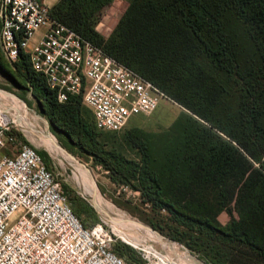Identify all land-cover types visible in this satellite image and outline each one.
Returning a JSON list of instances; mask_svg holds the SVG:
<instances>
[{
  "label": "trees",
  "instance_id": "1",
  "mask_svg": "<svg viewBox=\"0 0 264 264\" xmlns=\"http://www.w3.org/2000/svg\"><path fill=\"white\" fill-rule=\"evenodd\" d=\"M112 1L56 0L50 17L151 81L183 110L165 129L129 133L140 167L124 161L130 165L125 176L108 166L126 183L136 180L143 198L167 211L173 223L158 224L161 232L204 259H211L205 245L189 240L176 224L207 237L224 234L225 240L259 250L264 260V0H128L104 36L96 26ZM27 55L14 62L16 72L43 102L52 125L95 156L81 144L85 137L95 147L86 129L93 124L99 130L94 116L85 120L82 96L59 102ZM0 72L14 81L1 65ZM9 133L15 141L20 137ZM60 185L78 217L83 204ZM221 213L231 218L229 231L218 221ZM112 249L128 264H145L126 243L114 241Z\"/></svg>",
  "mask_w": 264,
  "mask_h": 264
},
{
  "label": "built area",
  "instance_id": "2",
  "mask_svg": "<svg viewBox=\"0 0 264 264\" xmlns=\"http://www.w3.org/2000/svg\"><path fill=\"white\" fill-rule=\"evenodd\" d=\"M51 5L49 0H0L5 59L15 62L27 53L59 102L82 96L99 130L120 131L131 117L149 114L168 99L151 81L51 18ZM4 115L0 110V148L15 143L9 133L15 124ZM112 234L104 221L81 223L31 143L0 157V264H127L114 253Z\"/></svg>",
  "mask_w": 264,
  "mask_h": 264
},
{
  "label": "rangeland",
  "instance_id": "3",
  "mask_svg": "<svg viewBox=\"0 0 264 264\" xmlns=\"http://www.w3.org/2000/svg\"><path fill=\"white\" fill-rule=\"evenodd\" d=\"M55 1L49 0L50 3ZM127 4L128 0H113L105 6L101 11L97 30L104 36L109 34ZM41 32L40 29L34 33V40L40 36ZM0 65L14 77L15 81L10 80L4 72H0V110L6 114L5 117L7 115L10 117L11 122L15 124L11 129L17 131V136L20 135L15 143L0 148V157L4 154L11 155L15 153L21 143L25 141L31 143L38 150H44L48 155V159L44 162L52 170L55 178L68 188L72 198L83 204L84 209L78 216L83 225L90 227L101 221L106 222L113 233L115 241L130 245L138 252L139 257L145 260L144 263L146 264H180L176 259L180 255L178 251L181 250L197 260L198 258L203 260L207 264H246L251 261L250 264H256L254 257L264 264L259 250L248 248V246L243 247V244H240L241 242L234 239L225 240L224 234H218V232H214L207 237L197 233L194 228L188 229L174 223L183 230L184 234L188 233L189 240L199 244L203 243L202 245H205L204 251H207L211 259H204L198 253L190 250L180 240L170 237L165 231L161 232L158 224L163 225L164 220H168L167 223H173L167 211L155 208L147 202L140 190L134 187L136 180L131 179L133 185H130L122 179L123 177L120 174L112 172L111 167L108 166L110 163L114 169L115 167L121 168L125 176L129 174V170L127 172L126 170L129 169L130 165L124 161H132L135 164L140 163V167V152L127 136H130V132L138 136L141 134L140 130L151 132L167 128L183 110L179 104L169 99H162L153 112L134 115L125 128L117 132L99 131L93 127V124H88L89 127L86 131L88 130V134L92 139L90 141L97 144L95 147L90 148L88 141L84 143L85 137L82 138L83 142L81 144L86 145L87 149H94V156L87 150L83 151L70 137H67L64 133L58 131L55 125H52L48 116L44 113L43 102L34 96L32 88L16 72L15 63L9 62L1 53ZM6 105L16 107L23 113L21 115L24 120L18 118L16 120L12 114L15 113L14 108L7 110L5 109ZM81 105L85 120H93L91 108L85 103ZM20 125L31 128L32 132L30 133L24 127L31 135ZM134 129L138 130L135 131ZM47 142L55 143L61 148L59 150L53 148ZM116 159L118 162H116ZM124 174L121 172V175ZM93 188L97 197L92 195L91 189ZM63 191L65 192V188H63ZM106 209L112 216L123 215L132 223L141 226V228L137 225H131L129 222H118L111 216L105 215ZM218 221L223 225L224 230H230L228 226H232L231 218L227 213L219 214ZM143 232L152 240L159 238L165 242L168 241L169 245L173 246V250H165L161 246L163 245L161 242H142L139 237ZM143 257L148 258L144 259ZM201 260L198 261L204 264Z\"/></svg>",
  "mask_w": 264,
  "mask_h": 264
},
{
  "label": "bare ground",
  "instance_id": "4",
  "mask_svg": "<svg viewBox=\"0 0 264 264\" xmlns=\"http://www.w3.org/2000/svg\"><path fill=\"white\" fill-rule=\"evenodd\" d=\"M14 108V110H15V113H12L13 114V116L16 118V120H17V118L18 119H21V120H24V118H23V116L21 115V114H23V113H21L16 107H12V106H8V105H6L5 106V109H7V110H10V109H13ZM11 113V112H10ZM5 116V115H4ZM29 125V124H28ZM20 126H22V125H20ZM23 127V126H22ZM24 127L26 128V129H28L29 131H30V133L32 132V129L30 130L29 129V127H30V125H29V127H27L26 125H24ZM23 127V129L29 134V135H31L25 128ZM53 138V137H52ZM51 147H53V148H58V150L61 148V147H59L57 144H53V143H49V142H47ZM48 145V146H49ZM91 192H92V195H95V197H97V194H96V192H95V189L93 188V189H91ZM90 192V193H91ZM100 199V198H99ZM96 201V200H95ZM97 203V202H96ZM115 213V212H114ZM105 215H107V216H111L113 219H115V220H117L118 222H129L131 225H137L139 228H141V226H139L138 224H134V223H132L127 217H124L123 215H118V216H112L110 213H109V211L106 209V213H105ZM133 227V226H132ZM137 227V228H138ZM143 229V228H142ZM140 238V240L142 241V242H145V241H156V242H161L163 245H161L165 250H169V249H172L173 250V246L172 245H169V243H168V241L167 242H165V241H163V240H161V239H159V238H156L155 240H152L146 233H142V235H141V237H139ZM175 244H177V243H175ZM180 246V245H179ZM175 248V247H174ZM168 252V251H167ZM179 252V257L176 259V261H179V263L180 264H201L195 257H192V256H190V255H188L185 251H183V250H181V251H178ZM189 253V252H188ZM190 254V253H189Z\"/></svg>",
  "mask_w": 264,
  "mask_h": 264
},
{
  "label": "water",
  "instance_id": "5",
  "mask_svg": "<svg viewBox=\"0 0 264 264\" xmlns=\"http://www.w3.org/2000/svg\"><path fill=\"white\" fill-rule=\"evenodd\" d=\"M92 205H93L94 207H96V205H95V204H93V203H92ZM152 230H153V229H152ZM198 260H201V259H199V258H198ZM201 261H202V262H204L203 260H201ZM204 264H207V263H206V262H204Z\"/></svg>",
  "mask_w": 264,
  "mask_h": 264
},
{
  "label": "crops",
  "instance_id": "6",
  "mask_svg": "<svg viewBox=\"0 0 264 264\" xmlns=\"http://www.w3.org/2000/svg\"><path fill=\"white\" fill-rule=\"evenodd\" d=\"M96 29H97V26H96ZM103 35V34H102ZM108 34H106V36H107Z\"/></svg>",
  "mask_w": 264,
  "mask_h": 264
}]
</instances>
